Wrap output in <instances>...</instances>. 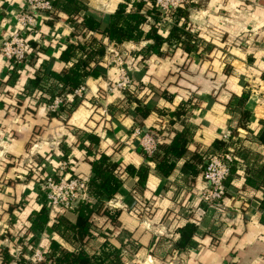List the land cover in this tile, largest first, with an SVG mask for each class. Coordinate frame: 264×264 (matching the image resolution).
Segmentation results:
<instances>
[{
	"label": "crops",
	"instance_id": "0c3cea01",
	"mask_svg": "<svg viewBox=\"0 0 264 264\" xmlns=\"http://www.w3.org/2000/svg\"><path fill=\"white\" fill-rule=\"evenodd\" d=\"M80 1L103 18L123 0H108L105 7L93 3L96 8ZM188 6L196 52L186 64L181 66L184 58L175 41L163 47L167 57L137 66L127 61V74L138 83L130 96L117 89L104 96L118 74L102 58L100 73L85 79L88 93L67 113L48 112L37 88L28 89L38 69L14 75L0 54L1 245H11L3 242L5 236L30 245L29 216L43 207L38 181L60 159L68 161L70 175L88 179L92 161L103 154L117 165L122 184L105 204L117 213L116 220L93 218L94 236L82 246L88 253L100 250L107 238L121 249V264H264V0H199ZM24 7L25 0H0V44ZM56 15L42 22L32 41L35 66L42 63L60 73L67 65L59 60L60 51L66 41L76 43L77 33L65 13ZM210 27L221 30L210 32ZM248 34L256 38L244 46ZM92 37L97 35L88 32L82 40ZM148 43L129 47L137 51ZM135 125L160 134L165 147L177 148L165 159L160 148L156 159H149L130 135ZM224 148L236 160L219 204L210 207L200 199L201 169L207 155ZM142 168L146 174L139 183ZM47 214L49 221L33 243L46 249L55 240L63 248H77L63 225L52 226L60 216L74 223L75 213ZM189 224L190 236L180 233ZM179 241H187L183 249L177 248Z\"/></svg>",
	"mask_w": 264,
	"mask_h": 264
},
{
	"label": "trees",
	"instance_id": "16d2710c",
	"mask_svg": "<svg viewBox=\"0 0 264 264\" xmlns=\"http://www.w3.org/2000/svg\"><path fill=\"white\" fill-rule=\"evenodd\" d=\"M188 7V5L178 7L173 13V21L170 27L162 33L158 26L160 14L152 2L123 0L117 4L110 14L100 18L90 13L87 6L80 0H53L55 11L65 13V20L72 23V33H77V41L76 43L66 41L63 44L58 57L59 60L67 64L63 71L55 73L46 69V67H42V63H40L37 75L28 81V89L37 88L39 91L37 93L39 94L37 96L38 100L41 98L44 100L50 99L55 94L70 93L75 87L84 83L87 77H95L100 73V61L104 56L105 45L110 43L119 46L128 42L148 41L149 43L145 47L132 52L130 55L131 59L128 61L137 66L140 64L145 65V60L149 58L167 57L170 54L164 51L163 47H170L175 41H178L182 50L180 57L184 58V63L181 65L183 66L190 58V53L196 52L195 35L190 33L187 20ZM49 15L53 18L57 16L56 13ZM88 32L95 33L97 37H92L88 41L82 40ZM29 44L32 49L36 46L32 40H29ZM35 59L36 55L33 60ZM11 73L17 74L15 71ZM51 81L57 82L59 87L52 85ZM246 95H244L245 98ZM128 96H130L129 93ZM78 103V100H73L67 106L60 108L59 113L72 111ZM163 144L164 142L158 145V150L160 148L164 150L161 159H165V155L173 151L172 148H177V144L166 147ZM154 155L148 156L149 159H156L157 156L154 157ZM158 166L162 168L163 163ZM91 169V175L86 179V192L89 199L80 200L75 204L73 210L76 215L75 222L70 223L60 216L52 225L54 228L58 224L63 225L67 231V236L77 243L78 247L63 248L57 241L51 240L47 248L43 249L48 264L122 263L121 249L109 242L107 238L102 243L100 250L92 254L82 248L83 244L94 236V217L104 216L106 222L116 220L117 213L109 210L105 204L116 195L122 184L117 165L103 154L92 161ZM128 169H130L128 172H134L132 168ZM137 173L139 183H141L145 178L146 171L142 168ZM261 207L264 208V199L261 202ZM48 219L49 216L44 206L40 211L30 215L29 222L32 235H26L28 237L27 242L30 245H25L21 237L15 238L10 243L11 245L0 244V264L29 263L28 255L31 252V247L35 244L33 243L34 235L45 227L49 221ZM193 230L194 227L189 224L181 229L180 233H186L190 236ZM186 244L187 241H179L176 246L183 249Z\"/></svg>",
	"mask_w": 264,
	"mask_h": 264
},
{
	"label": "built area",
	"instance_id": "2783aa9c",
	"mask_svg": "<svg viewBox=\"0 0 264 264\" xmlns=\"http://www.w3.org/2000/svg\"><path fill=\"white\" fill-rule=\"evenodd\" d=\"M141 1L153 3V6L160 14L158 26L163 33L170 27L174 11L189 2V0ZM55 13L53 0H25L24 9L16 12L14 15L15 28L2 38L0 44V54L6 60L8 69L11 72L15 71V73L20 74L28 69L34 68L36 71L39 68L34 64L33 58L36 54L31 48L29 40L37 37L42 22L47 19L52 20L53 17L49 14L54 15ZM91 33L93 32L89 34ZM125 44L123 47L122 45L116 46L111 43L105 45L103 58H105L107 64L116 69L118 76L115 82L109 84L103 90L104 96L116 89L131 94L138 88V83L132 80L123 68V65H127V61L131 59V53L135 51L130 48H133V42ZM175 45L174 42L172 46ZM126 58L127 60H125ZM54 85L59 87L57 83ZM87 93V86L82 83L68 94H55L52 98L45 100L46 110L50 113H59L60 108L67 106L73 100L80 102ZM26 97L30 96L27 94ZM19 98L21 99V95ZM100 101L98 100L95 104H101ZM130 135L136 139L138 149L146 156L156 153L158 145L163 139L160 134L145 130L137 125L133 126ZM228 140V135L223 137V141L227 142ZM235 160V155L228 148L213 152L204 159L201 179L205 186L200 199L207 206L212 207L219 204L222 198L224 182L229 177L230 169ZM37 185L38 191L41 192L42 204L47 212H51L54 209H59L62 212L73 211L78 201L89 199L86 192V179L70 175L68 173V161L63 158L58 161V165L54 170L38 181ZM4 229L7 230V226ZM6 233L3 232L2 234L6 235ZM13 241L14 239L9 236H5L3 239V242L7 244ZM28 262L25 264H48L43 248L34 244L28 255Z\"/></svg>",
	"mask_w": 264,
	"mask_h": 264
},
{
	"label": "rangeland",
	"instance_id": "374dc122",
	"mask_svg": "<svg viewBox=\"0 0 264 264\" xmlns=\"http://www.w3.org/2000/svg\"><path fill=\"white\" fill-rule=\"evenodd\" d=\"M87 3H90V4H93V3H97V4H101L102 6H104L105 4H106V1H108V0H85ZM199 1V0H198ZM198 1L196 2V0H189V2H188V4L187 5H193V2L194 3H198ZM94 5V4H93ZM94 7H95V5H94ZM105 7V6H104ZM96 8V7H95ZM190 27V26H189ZM190 28H192V26L190 27ZM211 29V27L209 28V30L208 31H213V32H220V30L221 29H219V28H217V27H213L212 28V30H210ZM256 37L254 36V35H252V34H248V35H246L245 37L243 36V45L244 46H246L247 45V43L248 42H251V43H253V40L255 39ZM242 42V41H241ZM125 60H127V58L125 59ZM124 61V60H123ZM27 169H30V167H27ZM36 181H38V180H36ZM128 260H130L129 258H128ZM136 261H137V259H136Z\"/></svg>",
	"mask_w": 264,
	"mask_h": 264
},
{
	"label": "water",
	"instance_id": "95a60500",
	"mask_svg": "<svg viewBox=\"0 0 264 264\" xmlns=\"http://www.w3.org/2000/svg\"><path fill=\"white\" fill-rule=\"evenodd\" d=\"M123 68L126 70L127 73H129V70L127 69V65L126 64L123 65Z\"/></svg>",
	"mask_w": 264,
	"mask_h": 264
}]
</instances>
